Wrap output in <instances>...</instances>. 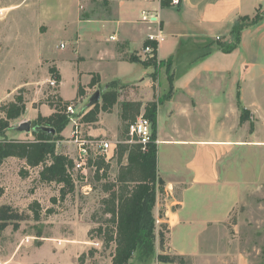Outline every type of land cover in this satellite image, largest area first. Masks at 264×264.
Segmentation results:
<instances>
[{
  "label": "crops",
  "instance_id": "0c3cea01",
  "mask_svg": "<svg viewBox=\"0 0 264 264\" xmlns=\"http://www.w3.org/2000/svg\"><path fill=\"white\" fill-rule=\"evenodd\" d=\"M79 1L62 0V32L70 34L72 50L62 55L66 68L55 62L60 96L78 100L80 111L91 109V96L112 81L130 92L142 85L154 90L153 68L129 60L140 56L148 34L161 35L157 57L172 62V82L167 67L160 74V87L172 92L157 109L158 173L165 185L154 208L157 232L161 224L167 230L163 244L157 239L152 264H182L161 262L159 255L177 256L187 264H252L251 253L239 241L236 219L264 183V19L243 30L232 52L217 43L233 41L231 29L240 17L264 13V0H180L167 6L162 0H96L82 13ZM145 9L155 11L160 23L141 21ZM86 62L93 66L84 67ZM66 70L76 85L73 97L62 93ZM95 73L100 81L90 86ZM80 84L83 101L77 98ZM238 93L251 113L242 124ZM179 120L187 122L185 128ZM69 128L62 132L65 138ZM161 145L174 151L175 161L184 158V167L176 162L162 175Z\"/></svg>",
  "mask_w": 264,
  "mask_h": 264
},
{
  "label": "rangeland",
  "instance_id": "374dc122",
  "mask_svg": "<svg viewBox=\"0 0 264 264\" xmlns=\"http://www.w3.org/2000/svg\"><path fill=\"white\" fill-rule=\"evenodd\" d=\"M95 1L80 0L76 7L82 13L92 8ZM61 19L62 0H0V106L13 100L17 94L26 101L25 113L10 123L13 129L7 132L9 139L34 140L33 132H20L14 128L28 120L33 125L40 124L37 121L39 114H51L52 108L46 100L60 95L55 58L63 67L62 55L72 50L70 34L62 32ZM62 40L69 43L67 49H62ZM154 59L156 65L151 66L152 74H156L154 90L142 85L130 92L128 87L126 91L124 85L119 84L118 102L111 112H100L97 122H81L83 114L90 109L80 111L82 104L78 100L71 102L75 110V114L69 113L71 122L74 117L79 125L73 121L70 128L67 126L69 136L65 138L61 134L63 138L57 137L56 153L79 162L81 140L97 137L120 143L126 139L127 122L121 119L122 102H142L141 115L145 113V104L156 100L160 104L169 93V89L164 92L160 87V74L167 63H162L158 57ZM91 66L93 63L84 64L86 68ZM182 66L179 65L180 68ZM50 79H57V85L52 86ZM108 84L99 87L101 95L110 89ZM75 86L72 71L66 70L63 95L75 96ZM83 99L80 97L81 101ZM161 113L163 117L167 116L165 107L161 108ZM179 122L182 128L186 127V121ZM164 124L168 126L171 122L164 121ZM160 153L162 175L165 176L176 162L179 167H184V158L175 161L174 151L161 145ZM89 156L84 169L70 171L74 185L73 188L66 187L64 198L61 196L64 184L42 179L41 166L31 167L18 157L0 160V261L7 264H112L115 244L106 246L103 234L97 228L106 226L109 218L103 212L102 199L107 193L101 185L106 180L115 179L120 162L116 156L112 158L108 177L98 180L96 168L91 164L99 154L90 149ZM126 161L124 159L123 163ZM36 212H39V217H36ZM239 212L236 219L240 220L239 241L251 253L252 264H264V183L252 192ZM83 253L86 256L82 262L80 255ZM152 260L141 258L136 252L131 264H152ZM171 261L187 264L180 257Z\"/></svg>",
  "mask_w": 264,
  "mask_h": 264
},
{
  "label": "trees",
  "instance_id": "16d2710c",
  "mask_svg": "<svg viewBox=\"0 0 264 264\" xmlns=\"http://www.w3.org/2000/svg\"><path fill=\"white\" fill-rule=\"evenodd\" d=\"M171 0H162V5H170ZM264 19V13L257 11L254 17L242 16L232 27V42H222L218 40V48L229 53L237 48L241 41L244 29L254 26ZM157 57V55H156ZM130 61L140 62L145 67L156 65V59H144L138 55H131ZM167 63L168 80L172 82V75L169 69L172 66L171 59L162 60ZM155 87V76L151 74ZM60 80V75L56 76ZM100 81L98 74H93L90 86ZM119 82L112 81L108 84L110 89L101 95L102 101L92 106L83 114L81 122L95 123L99 120L100 112H111L118 102ZM123 86V85H122ZM172 89L167 95L168 99ZM84 95L83 86L80 84L77 91V98ZM46 103L53 109L48 116L38 115L37 121L41 126L52 127L55 133L40 130L33 131L34 140H17L7 138V132L11 127V121L18 119L26 111V101L22 95L17 94L8 103L0 106V160L8 157H18L24 159L31 167L41 166L40 175L47 181L63 183L62 198L66 196V187L73 188V180L68 170L74 166L72 158L64 154L56 153L55 141L61 136L64 129L70 124L71 116L67 112V107L71 101L64 100L60 95L48 98ZM158 100L145 104L144 115L148 117L152 124V140L144 149L139 143H129L130 139L128 125L140 114L143 103L140 101L125 100L121 104V119L127 122L125 133L127 138L116 146V158L120 162L118 173L114 180H106L102 183V190L107 196L102 199L104 214H108L106 226L97 228L103 234V241L106 246L114 243L115 248L112 254V264H129L133 255L138 252L141 258L148 259L156 253V242L159 240L163 244L166 240L167 225H159L157 232V220L154 215L157 194L162 193L165 181L158 173V144L157 140V109ZM238 105L240 107V123H244L250 118V111L244 108L238 93ZM253 130V124L251 125ZM129 136V137H128ZM63 138V136H61ZM126 159V163H123ZM92 162V160H90ZM96 169L95 175L98 180L108 177L111 163L104 157L99 156L93 161ZM36 204V203H35ZM32 204V207L35 206ZM38 206V205H36ZM39 217V212H36ZM111 225V227H110ZM93 254V251L91 252ZM86 253L80 255L83 262ZM177 257V256H176ZM161 262L171 261L173 258L159 255Z\"/></svg>",
  "mask_w": 264,
  "mask_h": 264
},
{
  "label": "built area",
  "instance_id": "2783aa9c",
  "mask_svg": "<svg viewBox=\"0 0 264 264\" xmlns=\"http://www.w3.org/2000/svg\"><path fill=\"white\" fill-rule=\"evenodd\" d=\"M179 1L180 0H171V4H178ZM141 21L149 25H155L160 23L157 13L153 10L148 9L142 10ZM111 38L113 39V37ZM161 39V35H156L152 33L148 34L147 43L143 46L140 56L144 59L155 58L157 55V45ZM64 46V43H62L61 47ZM49 82L52 86H56L58 83L57 79H50ZM67 112L70 114H75L74 106L72 104L67 107ZM72 120L74 121V124L76 126L79 125L74 117H72ZM128 131L129 135L131 136V139L128 140V142L139 143L143 146L144 149L146 148L147 144L150 143L152 140V124L150 119L144 114L139 115L134 121L129 123ZM74 132H77V130ZM156 142L158 144V139L156 140ZM118 143L119 141L114 142L112 140L97 137L81 140L79 154L80 161L75 162L73 160L74 166L70 168L68 172L71 173L70 171L84 169V165L90 157V149H93L96 154H99V156L104 157L105 160L109 162L112 158L116 156V146ZM91 165L95 167L94 163H92Z\"/></svg>",
  "mask_w": 264,
  "mask_h": 264
},
{
  "label": "water",
  "instance_id": "95a60500",
  "mask_svg": "<svg viewBox=\"0 0 264 264\" xmlns=\"http://www.w3.org/2000/svg\"><path fill=\"white\" fill-rule=\"evenodd\" d=\"M101 99V92L100 90H97L90 98L89 100V106L95 105L97 103L100 102ZM17 131H25V132H33V131H46V132H51V133H55V129L52 127H47V126H41V125H33V122L28 120L25 121L21 124H19L17 127L14 128Z\"/></svg>",
  "mask_w": 264,
  "mask_h": 264
}]
</instances>
